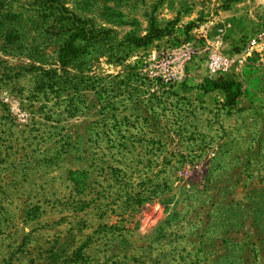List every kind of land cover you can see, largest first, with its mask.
Masks as SVG:
<instances>
[{"label": "rangeland", "instance_id": "rangeland-1", "mask_svg": "<svg viewBox=\"0 0 264 264\" xmlns=\"http://www.w3.org/2000/svg\"><path fill=\"white\" fill-rule=\"evenodd\" d=\"M43 1L0 0V264H264V104L199 88L206 28L251 4L243 43L264 0H59L123 62L68 58ZM152 18L175 33L128 45Z\"/></svg>", "mask_w": 264, "mask_h": 264}, {"label": "trees", "instance_id": "trees-1", "mask_svg": "<svg viewBox=\"0 0 264 264\" xmlns=\"http://www.w3.org/2000/svg\"><path fill=\"white\" fill-rule=\"evenodd\" d=\"M7 10H12L11 5H6ZM33 8H35L33 6ZM39 16L45 22L46 31L52 34H67L68 41L63 48L65 55L70 58L83 55L85 60L90 59L94 52L100 55H107L109 59L114 62H123L127 57L123 55L124 42L116 41L111 35L109 30L104 28H96L95 24H90L75 16L69 14L66 7L59 0H44L40 2L36 9ZM171 21L166 23L165 26H160L154 18L150 20L149 30L144 36H133L126 41V43L133 46H145L151 42L160 39L166 35H173L174 30H171ZM56 27L64 28L63 30L56 31ZM97 51V52H96ZM64 55V56H65ZM64 58V57H63ZM115 59V60H114ZM251 68V67H250ZM93 79V81H92ZM102 79L101 77L89 79L91 83L85 82L87 88L92 87L101 91L102 85H99L97 81ZM243 81L237 80L234 77L220 75L216 79L208 78L204 80L199 88L209 90H221L225 95V105L230 109L236 106L239 97L242 94ZM177 106V105H176ZM128 138L121 137V142H125ZM145 137H137L135 140L143 142ZM125 145V144H123ZM127 145V144H126Z\"/></svg>", "mask_w": 264, "mask_h": 264}, {"label": "crops", "instance_id": "crops-1", "mask_svg": "<svg viewBox=\"0 0 264 264\" xmlns=\"http://www.w3.org/2000/svg\"><path fill=\"white\" fill-rule=\"evenodd\" d=\"M250 5L247 4L244 7H237L234 10H231V16L233 17L227 24L230 26V28L228 26H222L223 24H215V20L206 22L214 23L213 25H209V27L207 26L208 28H206L204 34L207 37L210 36L211 39L217 37L218 30H220L221 28L224 30L225 35L218 36L217 40L214 42L216 46L214 48L218 47L228 54H234L236 53V51H238L237 47L242 44L241 40L245 39L247 37V34L252 31V26L254 24L253 19H255L254 21H256V18L252 17L251 13H249ZM262 24H264V17L262 19ZM263 59L264 58H262V60ZM244 71H247V68H245ZM218 76L220 75L211 76V78L216 79ZM224 76L234 77L237 80L243 81L242 94L239 97L236 106L231 108V110L236 109V107L238 106H247L254 103L264 104V70H262L261 68H257L254 71H251V75L248 78L245 77L244 74L240 71L226 73L224 74ZM214 92H217L219 96L222 97L223 91L216 89L214 90ZM224 106L226 105L224 104Z\"/></svg>", "mask_w": 264, "mask_h": 264}, {"label": "built area", "instance_id": "built-area-1", "mask_svg": "<svg viewBox=\"0 0 264 264\" xmlns=\"http://www.w3.org/2000/svg\"><path fill=\"white\" fill-rule=\"evenodd\" d=\"M255 56L259 59L264 57V30H259L243 42L233 55L225 54L217 49L211 50L207 57L206 68L209 76L242 72L246 65L256 64Z\"/></svg>", "mask_w": 264, "mask_h": 264}]
</instances>
